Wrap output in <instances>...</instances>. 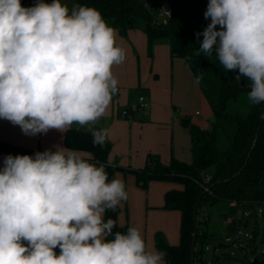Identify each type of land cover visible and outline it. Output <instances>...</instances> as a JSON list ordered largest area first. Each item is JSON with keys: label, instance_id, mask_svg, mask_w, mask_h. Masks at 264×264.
<instances>
[{"label": "clouds", "instance_id": "1", "mask_svg": "<svg viewBox=\"0 0 264 264\" xmlns=\"http://www.w3.org/2000/svg\"><path fill=\"white\" fill-rule=\"evenodd\" d=\"M204 18L211 22L196 33L203 39L194 54L215 53L225 71L250 82L249 102L264 104V0H209ZM126 55L93 7L0 0V119L28 136L79 125L102 146L108 130L94 125L118 91L113 68ZM127 199L122 178L109 181L103 164L70 148L6 156L0 264H166V252L149 248L139 228L113 234L116 221H105Z\"/></svg>", "mask_w": 264, "mask_h": 264}, {"label": "trees", "instance_id": "2", "mask_svg": "<svg viewBox=\"0 0 264 264\" xmlns=\"http://www.w3.org/2000/svg\"><path fill=\"white\" fill-rule=\"evenodd\" d=\"M208 3L209 0H173V14L166 22L156 21L152 9L140 0H77L75 4L97 9L122 37L130 30H142L148 38L150 55L155 45H170L172 55L187 62L211 106L212 129L197 125L189 128L191 163L173 158L164 164L157 155H149L143 169L116 167L109 162L108 140L102 146L94 145L90 132L75 127L65 132V147L88 154L82 157L91 163L103 164L109 181L122 171L134 174L144 189L151 181L183 186L182 190L167 192L164 205L166 210L181 213L179 244H169L161 233L156 236L157 250L166 252V264H204L209 243L222 237L231 239L247 223L244 214L264 206V119L260 118L264 104L249 102L250 82L244 77L237 80L238 70L225 71L215 53L211 57L194 54L203 39L196 33H202L211 22L204 18ZM36 152L43 151L0 141V154L34 156ZM120 212L121 205L105 213V221H116L113 234L126 233L129 228L118 224ZM223 257L229 259L231 255Z\"/></svg>", "mask_w": 264, "mask_h": 264}, {"label": "crops", "instance_id": "3", "mask_svg": "<svg viewBox=\"0 0 264 264\" xmlns=\"http://www.w3.org/2000/svg\"><path fill=\"white\" fill-rule=\"evenodd\" d=\"M117 41L127 53L125 61L113 68L118 91L106 114L94 125L96 129L108 130L110 164L143 169L149 155H157L164 164H169L173 158L191 163L189 128L191 125L205 128L213 112L189 65L184 59L174 57L167 43L155 45L150 55L148 38L142 30H130L126 37L117 33ZM140 97L146 99L149 107L142 113H134L132 120L122 118L121 112L138 106ZM72 127L89 132L79 125ZM65 132L53 129L47 134L28 136L18 125L0 119V141L27 149L55 151L56 146L66 148ZM6 156L8 154H0V170ZM117 176L124 180L128 192V199L121 203L118 224L139 228L149 248L157 250L158 233L163 234L169 244L178 245L181 213L166 210L164 205L166 193L182 190L183 186L151 181L144 189L132 173L118 171ZM54 251L59 255V248Z\"/></svg>", "mask_w": 264, "mask_h": 264}, {"label": "rangeland", "instance_id": "4", "mask_svg": "<svg viewBox=\"0 0 264 264\" xmlns=\"http://www.w3.org/2000/svg\"><path fill=\"white\" fill-rule=\"evenodd\" d=\"M77 0H61L69 9ZM148 9L155 10L159 0H140ZM22 6L31 7L37 0H20ZM51 3L52 0H45ZM213 117L206 122L205 128L212 129ZM264 207H256L251 214L245 216L246 224H242L239 232L234 234L230 241L224 237L208 244L204 255V264H264ZM217 221V218L213 222ZM222 229V228H221ZM220 229V230H221ZM247 234V236H246ZM222 246H219V244ZM229 254L231 258L224 259Z\"/></svg>", "mask_w": 264, "mask_h": 264}, {"label": "built area", "instance_id": "5", "mask_svg": "<svg viewBox=\"0 0 264 264\" xmlns=\"http://www.w3.org/2000/svg\"><path fill=\"white\" fill-rule=\"evenodd\" d=\"M166 8L169 12H170V16L161 13V9ZM152 13L154 15V19L156 21H163L166 22L168 19L171 18L172 14H173V0H159V4L158 7L155 10H152ZM149 107V103L146 101V99L144 97H140L139 98V105L135 106V107H131L128 109H124L121 112V117L127 120H132L133 119V114L136 112L142 113L144 110H146ZM210 181V178L207 177L205 179V183L208 184ZM264 207V206H261ZM260 212L262 214H264V211L260 210ZM250 212H247L244 214V216L247 215V217L250 215ZM247 236V234H246ZM227 241H230V239H228Z\"/></svg>", "mask_w": 264, "mask_h": 264}, {"label": "water", "instance_id": "6", "mask_svg": "<svg viewBox=\"0 0 264 264\" xmlns=\"http://www.w3.org/2000/svg\"><path fill=\"white\" fill-rule=\"evenodd\" d=\"M194 244H195V240H194ZM192 260H193V258H192Z\"/></svg>", "mask_w": 264, "mask_h": 264}]
</instances>
